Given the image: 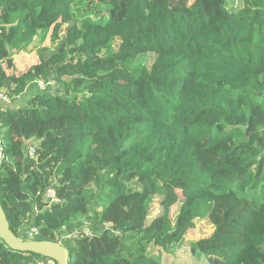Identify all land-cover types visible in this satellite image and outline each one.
I'll list each match as a JSON object with an SVG mask.
<instances>
[{
  "label": "trees",
  "instance_id": "16d2710c",
  "mask_svg": "<svg viewBox=\"0 0 264 264\" xmlns=\"http://www.w3.org/2000/svg\"><path fill=\"white\" fill-rule=\"evenodd\" d=\"M236 1L0 0V199L15 235L32 220L56 242L90 223L64 243L70 264H168L149 248L180 244L231 197L253 212L245 241L195 245L192 264H264V0ZM49 33L18 72L9 46ZM41 258L0 239V264Z\"/></svg>",
  "mask_w": 264,
  "mask_h": 264
},
{
  "label": "rangeland",
  "instance_id": "374dc122",
  "mask_svg": "<svg viewBox=\"0 0 264 264\" xmlns=\"http://www.w3.org/2000/svg\"><path fill=\"white\" fill-rule=\"evenodd\" d=\"M238 3V0L236 1ZM236 5V4H235ZM172 29L162 17L158 25L159 42L169 46L172 42ZM50 34L47 35L46 40L42 41L41 37L35 39L34 43L25 51L16 53L14 49L9 46L15 66L18 72L27 71L32 65L38 63L36 56V49L40 46L50 47ZM42 44V45H41ZM154 59V54L149 55L144 62L145 66L149 67ZM57 89H54L55 92ZM0 138H2V131L0 128ZM161 210L158 200H154V213ZM182 215V203L180 202L172 209V217L175 223H178ZM253 212L250 205L246 202L233 199L231 197H224L218 201L216 211L208 222L197 223L195 229L191 230L186 236L185 240L178 245L168 249L161 250L159 247L152 246L148 253L161 257L163 261L168 264H192L196 260L194 255V247L197 245L200 249L210 247V245L217 244L219 247H229L234 244L245 241V230L249 225ZM87 225V226H86ZM85 226L92 231V224L86 223ZM101 231L98 232L100 234ZM216 238L214 241L212 239ZM202 259H204L202 257Z\"/></svg>",
  "mask_w": 264,
  "mask_h": 264
},
{
  "label": "built area",
  "instance_id": "2783aa9c",
  "mask_svg": "<svg viewBox=\"0 0 264 264\" xmlns=\"http://www.w3.org/2000/svg\"><path fill=\"white\" fill-rule=\"evenodd\" d=\"M38 85L41 90H46L49 87L51 89H57V84L53 80H49L48 82L45 81H39ZM0 101H3L5 103H10V99L6 96L5 92H0ZM38 144L35 141H28L25 145V155L28 159L36 160L38 158ZM4 160L3 155V141L0 140V168L2 166ZM45 201L49 204L58 203V199L56 197V193L54 190H47L44 193ZM38 214V210L35 209V215ZM32 221V220H31ZM30 220H28L25 223V227L21 231L20 235L18 236L22 241H35L38 240V238L41 236V230L39 227L33 225V223ZM87 226V225H86ZM106 229H109L111 226L110 224L103 225ZM80 232H82L83 235L90 237L92 236V231L90 228L83 227L79 231H76L74 233L68 234L66 236H62L59 238L58 241H60L63 245L67 241H76L77 239L81 238ZM34 264H58L55 260L50 258H41L35 261Z\"/></svg>",
  "mask_w": 264,
  "mask_h": 264
},
{
  "label": "water",
  "instance_id": "95a60500",
  "mask_svg": "<svg viewBox=\"0 0 264 264\" xmlns=\"http://www.w3.org/2000/svg\"><path fill=\"white\" fill-rule=\"evenodd\" d=\"M0 239L4 241L8 248L12 251L20 253L35 254L42 258H50L58 264H70L71 254L69 249L60 241H22L15 235L1 204L0 199Z\"/></svg>",
  "mask_w": 264,
  "mask_h": 264
}]
</instances>
